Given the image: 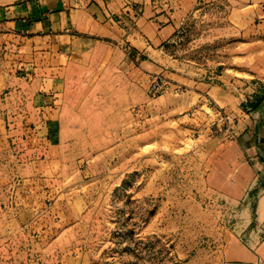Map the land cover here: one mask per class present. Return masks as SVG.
<instances>
[{
    "label": "rangeland",
    "instance_id": "374dc122",
    "mask_svg": "<svg viewBox=\"0 0 264 264\" xmlns=\"http://www.w3.org/2000/svg\"><path fill=\"white\" fill-rule=\"evenodd\" d=\"M200 3L164 46L167 70L180 78L149 75L126 92L107 154L55 156L48 173L33 175L43 189L17 196L28 250L5 247L1 262L222 264L247 205L221 193L219 155L239 139L253 95L264 93V0ZM153 76L166 81L161 94L149 91Z\"/></svg>",
    "mask_w": 264,
    "mask_h": 264
},
{
    "label": "crops",
    "instance_id": "0c3cea01",
    "mask_svg": "<svg viewBox=\"0 0 264 264\" xmlns=\"http://www.w3.org/2000/svg\"><path fill=\"white\" fill-rule=\"evenodd\" d=\"M199 4L0 0V252L28 250L16 211L19 190L43 189L33 175L48 173L55 156L107 154L111 125H121L128 111L126 92L138 91L149 75L180 78L167 70L164 46ZM221 98L229 106L228 96ZM252 100L239 139L219 155L221 193L247 205L246 224L229 233L222 264L264 262V93ZM229 102L235 111V99Z\"/></svg>",
    "mask_w": 264,
    "mask_h": 264
},
{
    "label": "built area",
    "instance_id": "2783aa9c",
    "mask_svg": "<svg viewBox=\"0 0 264 264\" xmlns=\"http://www.w3.org/2000/svg\"><path fill=\"white\" fill-rule=\"evenodd\" d=\"M182 33V29L181 27L179 28V30L175 33V35L173 36V39L171 42H174L175 39H177ZM166 88V81L165 79H163L160 76H153L150 80L149 83V91L155 95V94H161ZM237 137V133L233 132L231 138H236ZM257 264H264V262L260 261Z\"/></svg>",
    "mask_w": 264,
    "mask_h": 264
},
{
    "label": "trees",
    "instance_id": "16d2710c",
    "mask_svg": "<svg viewBox=\"0 0 264 264\" xmlns=\"http://www.w3.org/2000/svg\"><path fill=\"white\" fill-rule=\"evenodd\" d=\"M252 107H250V109H251Z\"/></svg>",
    "mask_w": 264,
    "mask_h": 264
}]
</instances>
